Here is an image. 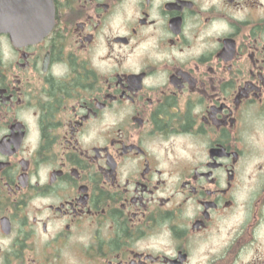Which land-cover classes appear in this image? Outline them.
Listing matches in <instances>:
<instances>
[{
	"label": "flooded vegetation",
	"instance_id": "flooded-vegetation-1",
	"mask_svg": "<svg viewBox=\"0 0 264 264\" xmlns=\"http://www.w3.org/2000/svg\"><path fill=\"white\" fill-rule=\"evenodd\" d=\"M0 264H264V0H0Z\"/></svg>",
	"mask_w": 264,
	"mask_h": 264
}]
</instances>
